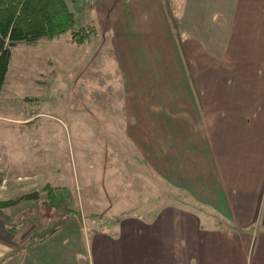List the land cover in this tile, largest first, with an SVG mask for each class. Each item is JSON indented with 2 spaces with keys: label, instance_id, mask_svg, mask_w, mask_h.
I'll return each instance as SVG.
<instances>
[{
  "label": "crops",
  "instance_id": "obj_1",
  "mask_svg": "<svg viewBox=\"0 0 264 264\" xmlns=\"http://www.w3.org/2000/svg\"><path fill=\"white\" fill-rule=\"evenodd\" d=\"M92 9L133 107L118 125L126 135L118 159L131 141V153L156 157L159 176L192 200L143 219L123 211L108 225L50 210L29 196L50 185L53 169L22 126L34 117L17 118L35 170L16 177L35 180L0 208V264H264V0H98ZM48 211L64 225L37 239L34 213Z\"/></svg>",
  "mask_w": 264,
  "mask_h": 264
},
{
  "label": "rangeland",
  "instance_id": "obj_2",
  "mask_svg": "<svg viewBox=\"0 0 264 264\" xmlns=\"http://www.w3.org/2000/svg\"><path fill=\"white\" fill-rule=\"evenodd\" d=\"M97 1L68 2L75 14L76 27L93 24L98 30V35L83 45L72 44L70 34L66 33L55 40H40L36 45L19 44L11 51L0 94V183L5 186V195L0 199L18 197L35 180L31 176L25 180L16 177L31 175L35 169L29 159L32 156L21 148L28 136L23 131L20 135L17 130L21 124L13 123L17 118L33 116L22 126H30V136L36 138L35 142L32 137L30 141L42 152L45 170L53 169L48 175L50 185L45 184L38 190L39 194L36 192L37 200L45 205L44 200L56 192L65 205L63 212L77 210L85 223L98 219L108 225L123 211L149 218L152 211L177 203V199L182 205L192 199L185 189L170 188L168 180L159 176L156 163L153 164L156 157L140 159L131 153L132 147L135 148L131 141L128 154L123 152L122 159H118L117 154L126 150L122 143L126 135L118 125L125 121L123 112L133 107L126 106V86H122L119 76H114L117 66L114 52L108 50L106 36L92 14ZM26 97L33 101H24ZM169 143L166 140L161 145L175 147L174 142ZM188 150L192 160L193 150ZM110 159L112 166L120 163L122 166L109 168ZM167 167L163 161L159 167L162 176H168ZM77 199L79 209L75 208ZM88 199H97L95 205L89 206ZM34 216V226L41 228L35 236L37 239L63 226L65 221L56 212L34 213ZM50 217H54V222ZM77 224L80 226L79 219ZM66 231L57 237H65Z\"/></svg>",
  "mask_w": 264,
  "mask_h": 264
},
{
  "label": "trees",
  "instance_id": "obj_3",
  "mask_svg": "<svg viewBox=\"0 0 264 264\" xmlns=\"http://www.w3.org/2000/svg\"><path fill=\"white\" fill-rule=\"evenodd\" d=\"M76 1L0 0V94L6 81L11 51L17 45H36L40 40H55L69 33L70 42L81 46L98 35L93 24L76 27L75 14L68 6V2ZM23 100L33 101L28 97ZM22 199H0V208L10 207ZM43 203L52 209L65 208L64 203L58 201L54 193Z\"/></svg>",
  "mask_w": 264,
  "mask_h": 264
},
{
  "label": "water",
  "instance_id": "obj_4",
  "mask_svg": "<svg viewBox=\"0 0 264 264\" xmlns=\"http://www.w3.org/2000/svg\"><path fill=\"white\" fill-rule=\"evenodd\" d=\"M38 197V194L35 192L29 196L30 199H36Z\"/></svg>",
  "mask_w": 264,
  "mask_h": 264
},
{
  "label": "built area",
  "instance_id": "obj_5",
  "mask_svg": "<svg viewBox=\"0 0 264 264\" xmlns=\"http://www.w3.org/2000/svg\"><path fill=\"white\" fill-rule=\"evenodd\" d=\"M82 1L89 4H92L94 2V0H82Z\"/></svg>",
  "mask_w": 264,
  "mask_h": 264
}]
</instances>
